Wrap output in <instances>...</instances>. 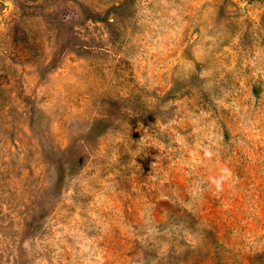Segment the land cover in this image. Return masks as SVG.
Here are the masks:
<instances>
[{
    "label": "rangeland",
    "instance_id": "374dc122",
    "mask_svg": "<svg viewBox=\"0 0 264 264\" xmlns=\"http://www.w3.org/2000/svg\"><path fill=\"white\" fill-rule=\"evenodd\" d=\"M0 264H264V0H0Z\"/></svg>",
    "mask_w": 264,
    "mask_h": 264
}]
</instances>
